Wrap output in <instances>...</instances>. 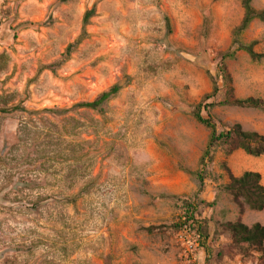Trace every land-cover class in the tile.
Instances as JSON below:
<instances>
[{
	"label": "rangeland",
	"instance_id": "obj_1",
	"mask_svg": "<svg viewBox=\"0 0 264 264\" xmlns=\"http://www.w3.org/2000/svg\"><path fill=\"white\" fill-rule=\"evenodd\" d=\"M243 1L0 0V95L31 111L71 110L0 113V153L14 150L0 166V264H186L185 228L200 237L194 264H263L255 251L232 250L223 225L240 219L224 190L229 172H257L264 184V156L227 158L217 147L201 165L210 131L194 117L202 105L218 132L240 124L264 134L261 111L206 108L227 97L223 64L237 98L264 99V59L239 52L223 61ZM252 6L262 12L264 0ZM241 41L264 54V22ZM214 84L219 94L206 100ZM115 85L123 89L105 116L73 109ZM25 123L32 141L18 136ZM10 187L20 190L5 198ZM241 219L264 225V211Z\"/></svg>",
	"mask_w": 264,
	"mask_h": 264
},
{
	"label": "trees",
	"instance_id": "obj_2",
	"mask_svg": "<svg viewBox=\"0 0 264 264\" xmlns=\"http://www.w3.org/2000/svg\"><path fill=\"white\" fill-rule=\"evenodd\" d=\"M253 0H244L243 8L245 10L244 18L239 27L233 32V45L232 50L223 56V61L236 58L239 52L247 53L253 60L260 61L264 59V54H259L255 51V43L250 45L243 44L241 41L242 36L251 26L255 20H261L264 22V11L258 12L252 6ZM95 15V9L87 12L84 17V32L76 43L72 44L68 48V53H71L74 48H77L84 40L86 34V27L89 25L90 20ZM221 73L225 79V84L228 87L227 97L224 101L211 104L206 108L211 107H238L242 109H253L264 113V99L249 97L246 99H239L235 96V90L233 88V78L228 72L227 67L223 64L221 66ZM123 87L121 85H115L109 91L102 93L95 101L80 103L73 107V109H85L98 111L102 115H106L107 104L116 98ZM219 94V88L214 84V88L211 94L205 97L206 100L214 99ZM9 99L3 98L0 95V113L8 115L13 113H23L28 116L38 115L40 113L54 115V116H65L71 110H56V109H44L42 111H31L25 108L22 104H16L13 106L9 105ZM195 120L207 128L210 131L209 142L207 144L206 151L202 157L201 165H205L206 161L211 162L213 159L214 151L217 147H221L225 156L228 158L237 151H243L248 156L254 158H260L264 156V134L258 132L245 131L240 124L234 125L228 131L218 132L217 125L213 122L211 115L205 118L202 115V105H199L195 109L194 113ZM29 125L27 123L22 124L19 128L18 136L25 141H32L30 133L27 131ZM13 149L7 148L4 152L0 153V166H7L9 162L13 160L12 155ZM223 167L227 170L226 163H223ZM201 184L204 183V177L201 173L197 172L193 174ZM230 182L224 186L225 192H227L233 199V202L239 207L240 219L236 222H229L223 225L231 237V249L241 256H248L251 251H255L260 254V258L264 264V226L260 223H256L253 226H248L243 223L241 217L246 213L247 210L252 212H263L264 211V185L262 183V176L257 172L247 171L239 177L234 176L229 172ZM6 189L3 190V192ZM9 192H4V197L8 196L13 192H18L20 189L14 187L8 188ZM7 190V191H8ZM15 192V193H16ZM44 198L39 199L32 207L34 209L39 208ZM5 200V199H4ZM195 210L188 213L190 216L184 217L186 223L194 220ZM183 227V224H181ZM178 227V228H179Z\"/></svg>",
	"mask_w": 264,
	"mask_h": 264
},
{
	"label": "built area",
	"instance_id": "obj_3",
	"mask_svg": "<svg viewBox=\"0 0 264 264\" xmlns=\"http://www.w3.org/2000/svg\"><path fill=\"white\" fill-rule=\"evenodd\" d=\"M183 236V244L185 247L184 259L186 264H194L197 259V254L201 249L200 237L190 236L189 231L185 228L181 233Z\"/></svg>",
	"mask_w": 264,
	"mask_h": 264
},
{
	"label": "water",
	"instance_id": "obj_4",
	"mask_svg": "<svg viewBox=\"0 0 264 264\" xmlns=\"http://www.w3.org/2000/svg\"><path fill=\"white\" fill-rule=\"evenodd\" d=\"M184 56L186 58H188L189 60L195 61V58L193 56H190V55H187V54H184Z\"/></svg>",
	"mask_w": 264,
	"mask_h": 264
},
{
	"label": "crops",
	"instance_id": "obj_5",
	"mask_svg": "<svg viewBox=\"0 0 264 264\" xmlns=\"http://www.w3.org/2000/svg\"><path fill=\"white\" fill-rule=\"evenodd\" d=\"M262 183H263V181H262ZM264 185V184H263ZM261 225H263V224H261ZM264 226V225H263Z\"/></svg>",
	"mask_w": 264,
	"mask_h": 264
}]
</instances>
